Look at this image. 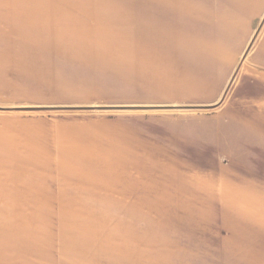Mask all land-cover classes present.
I'll list each match as a JSON object with an SVG mask.
<instances>
[{"label": "rangeland", "instance_id": "374dc122", "mask_svg": "<svg viewBox=\"0 0 264 264\" xmlns=\"http://www.w3.org/2000/svg\"><path fill=\"white\" fill-rule=\"evenodd\" d=\"M263 18L264 0H0V107L215 104ZM263 32L213 110H0V264H264V104L237 96ZM135 178L177 206L51 203Z\"/></svg>", "mask_w": 264, "mask_h": 264}, {"label": "crops", "instance_id": "0c3cea01", "mask_svg": "<svg viewBox=\"0 0 264 264\" xmlns=\"http://www.w3.org/2000/svg\"><path fill=\"white\" fill-rule=\"evenodd\" d=\"M245 63V62H244ZM252 74L254 76L253 79L249 78V75ZM253 85L254 91L252 92V97L248 99V101L244 102L242 104V108H250V107H258L260 105L264 104V32L258 42V44L255 46L251 60L249 62L248 68L243 72L242 78H239L238 81V89H237V96L240 99L241 97V87L242 85ZM259 84V87H256ZM128 177H133V175H129ZM137 177V176H136ZM137 181L139 183L135 184H129L127 187L134 188L132 191H125L124 195L117 196L116 194L106 196L102 200V196L100 195H94V193L89 190V193L85 194H74L66 196V194H62L61 192L54 195V203L53 205L57 207H62L66 203H76L78 202L76 206H86V207H93L96 206L98 203H124L126 207H129L125 211L130 212H148V211H163L168 209H154V208H148V207H154V206H175L176 198H172L171 196H161L159 194H152L150 195L146 190L144 191L143 188H147L145 184L142 183L145 179L135 178L130 179ZM88 181V180H86ZM80 188H84L85 185L79 184L76 185ZM89 186H93L92 184H89ZM60 187V184L57 185L56 183L52 185V188H58ZM93 188V187H92ZM58 190V189H57ZM60 191V190H59ZM70 199V200H67ZM180 201H182L181 197H178ZM95 203V204H94ZM74 206V205H70ZM177 206V205H176ZM56 212L61 211H116L114 209H92V208H80V209H54Z\"/></svg>", "mask_w": 264, "mask_h": 264}, {"label": "water", "instance_id": "95a60500", "mask_svg": "<svg viewBox=\"0 0 264 264\" xmlns=\"http://www.w3.org/2000/svg\"><path fill=\"white\" fill-rule=\"evenodd\" d=\"M264 26V18L257 29L256 33L254 34L248 48L246 49L233 77L231 78L222 98L215 104L212 105H200V106H88V107H22V108H2L0 107V110L2 111H21V110H29V111H41V110H135V109H173V110H213L218 107H220L223 102L226 99V96L234 83L242 65L244 64L246 58L248 57V54L250 53V50L252 49L260 31L262 30Z\"/></svg>", "mask_w": 264, "mask_h": 264}]
</instances>
